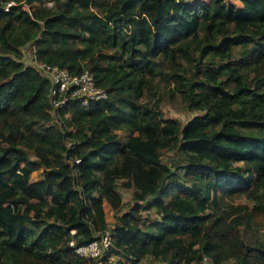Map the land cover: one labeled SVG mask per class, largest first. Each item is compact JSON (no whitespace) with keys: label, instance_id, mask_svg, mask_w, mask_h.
I'll return each mask as SVG.
<instances>
[{"label":"trees","instance_id":"16d2710c","mask_svg":"<svg viewBox=\"0 0 264 264\" xmlns=\"http://www.w3.org/2000/svg\"><path fill=\"white\" fill-rule=\"evenodd\" d=\"M47 1L0 0V264H93L70 241L106 228L105 182L118 178L133 196L107 255L264 264V230H251L264 228V0ZM28 44L107 96L53 111ZM155 77L201 114L164 116ZM168 146L176 167L160 159Z\"/></svg>","mask_w":264,"mask_h":264},{"label":"rangeland","instance_id":"374dc122","mask_svg":"<svg viewBox=\"0 0 264 264\" xmlns=\"http://www.w3.org/2000/svg\"><path fill=\"white\" fill-rule=\"evenodd\" d=\"M228 1H231L236 5L241 4L239 0H228ZM22 50H23V57H22L23 61L27 64L34 65L32 45L28 44L24 46ZM180 60L184 61V58L180 57ZM155 79H156V83L154 85V88L156 90V95L153 96L154 98L153 101H155L157 97L160 98L158 107L163 112L164 116L178 119L181 123H184L192 116L196 114H201V112L199 111H196L194 109H187L186 107H184L183 103L181 102L178 96L174 98H169L168 94L166 93V87L168 84L164 81H158L159 79L158 77H155ZM54 122H56L55 118H54ZM119 133L121 135L123 134L121 131ZM143 143H145V141H143L142 139L138 137H132L129 141V146L138 147L141 146ZM148 145L149 146L153 145V142L150 141ZM29 155L33 157V154L30 151H29ZM160 159L162 162L170 164L171 167H176L178 163L181 161V157L179 156V153L177 152L174 146H168L162 148L160 151ZM38 173L39 172H34V176H38ZM111 181L105 182V188L111 194L110 198L107 197L103 201V209L105 212V219H106L105 229H108L110 231L112 230L114 223L116 222V217L132 203V196H133V186L130 179L118 178ZM241 199L242 198L240 196L234 197V200L237 202L240 201ZM147 201H150L149 196L145 198L142 203L146 204ZM142 213L143 215H149L151 217L156 216L153 207L143 208ZM251 230H254L256 234L260 236L264 228L262 226H258L256 228H252ZM99 233L100 232L96 234ZM245 236L252 237V232L251 233L245 232ZM110 258L112 264L114 263L116 264L118 260L124 262L125 264H139V263H132L131 260L120 254L110 255ZM203 261H205L206 264H210L208 258H204ZM140 264H156V262L154 260L152 261L151 258H143Z\"/></svg>","mask_w":264,"mask_h":264},{"label":"built area","instance_id":"2783aa9c","mask_svg":"<svg viewBox=\"0 0 264 264\" xmlns=\"http://www.w3.org/2000/svg\"><path fill=\"white\" fill-rule=\"evenodd\" d=\"M51 5L49 0L46 2ZM7 7H5L6 9ZM34 65L50 80V97L53 111L64 107L68 102L75 101L81 106H87L90 101L104 98L106 91L97 86L94 76L88 70L78 73L71 72L65 67L49 64L33 59ZM112 231L104 229L98 237L85 243L75 244V252L83 257L93 260V264H112L107 251L111 245Z\"/></svg>","mask_w":264,"mask_h":264},{"label":"crops","instance_id":"0c3cea01","mask_svg":"<svg viewBox=\"0 0 264 264\" xmlns=\"http://www.w3.org/2000/svg\"><path fill=\"white\" fill-rule=\"evenodd\" d=\"M33 59H34V56H33Z\"/></svg>","mask_w":264,"mask_h":264}]
</instances>
